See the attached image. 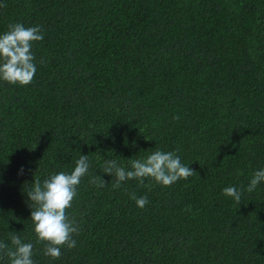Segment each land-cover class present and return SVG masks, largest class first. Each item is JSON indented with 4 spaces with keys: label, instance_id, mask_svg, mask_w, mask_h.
<instances>
[{
    "label": "trees",
    "instance_id": "1",
    "mask_svg": "<svg viewBox=\"0 0 264 264\" xmlns=\"http://www.w3.org/2000/svg\"><path fill=\"white\" fill-rule=\"evenodd\" d=\"M0 4V34L13 23L44 30L34 82L0 81V241L32 243L36 264H264V182L246 191L264 168V0ZM157 149H179L197 174L114 189L102 171L105 160L131 170ZM81 155L90 175L69 210L76 248L54 260L27 192ZM229 186L245 190L239 204Z\"/></svg>",
    "mask_w": 264,
    "mask_h": 264
},
{
    "label": "clouds",
    "instance_id": "2",
    "mask_svg": "<svg viewBox=\"0 0 264 264\" xmlns=\"http://www.w3.org/2000/svg\"><path fill=\"white\" fill-rule=\"evenodd\" d=\"M6 7L0 4V8ZM44 40V30L41 26L26 27L23 23H13L8 31L0 34V81L13 86H28L34 82L36 75V59L33 46ZM44 63L43 60L40 61ZM179 119V117H176ZM176 151H162L157 149L143 159H131L130 168L118 165L116 160H105L103 173L114 176V189H119L126 181L136 180L141 186L145 181H155L156 184L170 187L180 180H188L197 174L192 168L182 163ZM89 156L81 155L75 161V168L69 174L59 172L52 174L43 183L35 178L33 188L27 192L32 204L31 220L34 224L37 241L45 244L43 254L54 260L62 256V249L76 248L74 236L79 234L80 228L76 220L69 215L74 199L78 196V188L85 176L90 172ZM23 174V169L20 170ZM264 182V168L252 174L246 191L251 193ZM89 183L98 188L108 184L100 177H91ZM244 189L229 186L223 189V195L231 197L239 204ZM137 206L145 208L149 203L147 196L137 197L129 193ZM11 247L0 241V260L8 259V264H36L33 260L34 245L26 243L18 235L10 234Z\"/></svg>",
    "mask_w": 264,
    "mask_h": 264
}]
</instances>
